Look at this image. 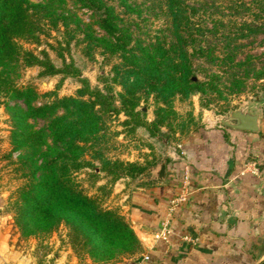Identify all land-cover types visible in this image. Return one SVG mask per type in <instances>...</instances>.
Returning <instances> with one entry per match:
<instances>
[{
  "label": "rangeland",
  "instance_id": "1",
  "mask_svg": "<svg viewBox=\"0 0 264 264\" xmlns=\"http://www.w3.org/2000/svg\"><path fill=\"white\" fill-rule=\"evenodd\" d=\"M29 1L38 4L42 0ZM122 1L128 7L120 4V0H114L111 5L124 20V26L132 30L131 46L136 58L124 60L111 55L101 44L85 41L89 29L95 32L93 36L103 35L95 25V13L75 1L65 0L58 14L68 19L66 26L62 21L53 23L52 27L42 21L46 25L38 26L40 31L36 26L34 39L18 42L17 46L38 59H42L44 52L57 70H66L70 75L42 76V69L33 62L27 65L21 59H0V77L9 78L17 88L35 90L34 106L55 107L52 115L34 120L24 118L18 126L17 122L23 118L19 112L26 111L24 102L12 98L11 93H0V253L15 264H122L139 257L143 253L142 241L128 220L126 206L133 193L156 185L160 169L172 161L189 136L200 128L224 126L222 121L236 124L231 113L242 111L257 116L258 132L264 138V81L254 80L250 73L192 57L197 81L207 82L213 76L218 79L211 86H204L202 92L187 94L180 87L163 92L164 80L156 82L151 74L142 73L138 58L148 53L149 44L169 34L164 31L166 21L152 0ZM188 1L195 2L184 0ZM229 14L224 12L222 17L217 13L212 17L195 14L193 23L201 28L208 20L226 23ZM240 19H232L231 23ZM7 32L5 40H10ZM261 40L259 37L252 44L243 42L244 54L255 56L257 64H264ZM215 56L222 57L219 53ZM170 94L173 96L169 97ZM63 99L83 102L82 108L91 118L92 134L85 144L84 168L75 170V156L69 153L65 173L63 164L56 163L59 177L66 176L68 189L81 190L103 209L117 211L123 217L139 242L130 256L114 261L94 259L74 244V234L61 215L50 220L40 218L38 225L29 223L31 218L23 215L27 200L24 191L32 190L38 182L36 178L44 174L43 162L54 160L62 151L56 134L62 132L67 121L75 118L78 122L74 116L76 109L68 112L57 104ZM128 102L137 103L133 111L136 117L126 113L131 104ZM11 108H17L16 116ZM16 131L38 133L40 151L34 153L14 144L12 134ZM21 157L26 163L20 161ZM30 158L37 161L36 166H31ZM116 162L133 167L116 171L113 166ZM113 173L118 176L114 177Z\"/></svg>",
  "mask_w": 264,
  "mask_h": 264
},
{
  "label": "trees",
  "instance_id": "2",
  "mask_svg": "<svg viewBox=\"0 0 264 264\" xmlns=\"http://www.w3.org/2000/svg\"><path fill=\"white\" fill-rule=\"evenodd\" d=\"M72 1L95 13V25L103 33L101 37L93 36L95 32L89 29L90 33L84 35L85 41L101 44L111 55H119L121 59L136 58L134 48L131 46L132 30L124 26V20L111 5L114 0ZM120 1V4L128 7L125 2ZM152 1L158 12L163 15L166 21L164 31H168L169 34L164 35L161 41L149 44L148 53L146 55L142 53L144 58H137L141 63L139 67L142 73L151 74L156 82L164 80L163 92L167 89L171 92L179 87L184 88V93L187 94L192 91L202 92L204 86H211L212 81L218 79V76H213L207 82L197 81L192 57L203 58L210 64L219 63L220 66H226L233 71L250 73L254 80L264 81V64H257L255 56L244 54L246 45L243 44V42L252 44L259 37H262L261 41L264 43V0H195L192 4L184 0ZM65 3V0H42L38 4H31L29 0H0V59L6 58L10 61L21 59L27 65L33 62V65L42 69V76L61 73L70 75L65 72L66 70H57L44 52H41L42 59H38L17 46L18 42L34 39L32 34L36 26L37 31H40L38 26L41 25L42 28L46 25L42 21H47L51 27L53 23L62 21L66 26L68 19L60 18L61 15L58 14ZM224 12H230L226 23L224 20H208L210 22L205 23L202 28L193 23L195 14L198 16L207 14L208 17H212L217 13L222 17ZM238 17H241L238 22L231 23ZM6 32L10 40H5ZM215 53L221 54L222 57L215 56ZM238 56L240 58H237ZM4 91L7 94L11 93L14 99H21L26 106L24 113L19 112L23 118L17 122L18 126L23 124L24 118L32 120L46 118L54 111V106L33 105L35 90L29 87L17 88L9 78L0 77V93ZM171 96L173 94L169 95ZM132 99L136 100L133 96ZM128 103L131 104L126 113L130 117H136L133 111L137 103ZM57 104L64 106L68 112L69 109H76L74 116L78 122H75V118L67 121L62 132L56 134L62 151L54 160L43 162L45 172L36 178L38 182L33 186L34 192L31 189L24 191L23 197L27 200L24 203L26 208L23 215L30 217L29 223L34 225L40 223L38 222L40 218L50 220L61 215L63 217L61 220L69 225L74 234V244L85 249L94 259L114 261L119 257L130 256L137 250L139 242L123 217L117 211L103 209L96 200L86 196L81 190L74 191L66 187L64 173L65 162L69 160L67 154L75 156L73 158L75 170L84 168L85 144L88 142V136L92 134L90 132L92 126L90 116L82 108L83 102L63 99L57 101ZM10 111L16 116L18 110L11 108ZM12 136L14 144L20 148L27 147L34 153L40 151L38 133L16 131ZM21 160L25 161L23 157ZM57 161L63 164L62 179L59 177ZM29 162L31 166H36L37 161L34 158H30ZM113 166L116 171L133 167L121 162L113 163ZM116 173H113L114 177L118 176ZM27 201L30 202L28 206Z\"/></svg>",
  "mask_w": 264,
  "mask_h": 264
},
{
  "label": "crops",
  "instance_id": "3",
  "mask_svg": "<svg viewBox=\"0 0 264 264\" xmlns=\"http://www.w3.org/2000/svg\"><path fill=\"white\" fill-rule=\"evenodd\" d=\"M180 195L185 202L169 211ZM126 209L143 253L122 264H264V138L200 128ZM165 220L169 242H155ZM0 264L15 263L0 253Z\"/></svg>",
  "mask_w": 264,
  "mask_h": 264
},
{
  "label": "water",
  "instance_id": "4",
  "mask_svg": "<svg viewBox=\"0 0 264 264\" xmlns=\"http://www.w3.org/2000/svg\"><path fill=\"white\" fill-rule=\"evenodd\" d=\"M231 118L236 121V124L222 121L223 125L240 132L256 133L259 131L258 118L255 115H249L245 112L237 111L231 113ZM160 172H164V167L160 169Z\"/></svg>",
  "mask_w": 264,
  "mask_h": 264
},
{
  "label": "built area",
  "instance_id": "5",
  "mask_svg": "<svg viewBox=\"0 0 264 264\" xmlns=\"http://www.w3.org/2000/svg\"><path fill=\"white\" fill-rule=\"evenodd\" d=\"M186 198L185 196L183 195H180L178 196L177 198L171 200L169 202V211H171L172 208L178 206L180 203H183L185 202ZM171 236V231L168 227V222L167 220H165L164 222H162L160 224V227H159V230L156 231L152 238L155 242H159V241H162V242H169V238ZM184 240H188L187 238H184ZM147 260V258H145Z\"/></svg>",
  "mask_w": 264,
  "mask_h": 264
}]
</instances>
